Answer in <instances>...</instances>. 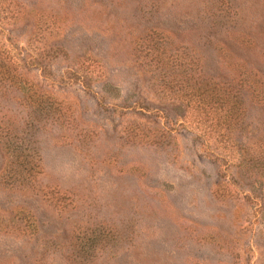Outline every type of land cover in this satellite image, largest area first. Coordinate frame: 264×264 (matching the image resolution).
I'll return each instance as SVG.
<instances>
[{
  "label": "rangeland",
  "instance_id": "374dc122",
  "mask_svg": "<svg viewBox=\"0 0 264 264\" xmlns=\"http://www.w3.org/2000/svg\"><path fill=\"white\" fill-rule=\"evenodd\" d=\"M0 60V264H264V0H0Z\"/></svg>",
  "mask_w": 264,
  "mask_h": 264
},
{
  "label": "trees",
  "instance_id": "16d2710c",
  "mask_svg": "<svg viewBox=\"0 0 264 264\" xmlns=\"http://www.w3.org/2000/svg\"><path fill=\"white\" fill-rule=\"evenodd\" d=\"M10 66L11 65L9 63H8V65H0V74H1L0 80L1 81H3L5 79V75L9 73Z\"/></svg>",
  "mask_w": 264,
  "mask_h": 264
}]
</instances>
